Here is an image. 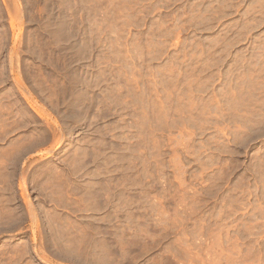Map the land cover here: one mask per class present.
Listing matches in <instances>:
<instances>
[{"label":"rangeland","instance_id":"1","mask_svg":"<svg viewBox=\"0 0 264 264\" xmlns=\"http://www.w3.org/2000/svg\"><path fill=\"white\" fill-rule=\"evenodd\" d=\"M0 264H264V0H0Z\"/></svg>","mask_w":264,"mask_h":264}]
</instances>
